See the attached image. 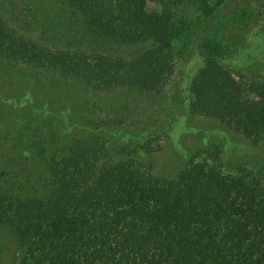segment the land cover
Listing matches in <instances>:
<instances>
[{
    "label": "trees",
    "instance_id": "obj_1",
    "mask_svg": "<svg viewBox=\"0 0 264 264\" xmlns=\"http://www.w3.org/2000/svg\"><path fill=\"white\" fill-rule=\"evenodd\" d=\"M60 1L96 43L154 46L130 56L51 46L17 27L0 0V64L91 92V125L102 130L143 124L164 102L179 46L223 0H200L194 20L167 8L177 0ZM201 51L205 66L189 89L192 111L263 143L264 79L227 68L226 48L215 41ZM7 144L43 162L35 186L0 152V229L14 232L23 249L14 264H264L262 157L226 165L223 144L214 140L177 177L157 176L139 157L145 145L131 150L128 143L119 159L118 147L99 133L65 143L36 138L23 114L0 106V146Z\"/></svg>",
    "mask_w": 264,
    "mask_h": 264
},
{
    "label": "rangeland",
    "instance_id": "obj_2",
    "mask_svg": "<svg viewBox=\"0 0 264 264\" xmlns=\"http://www.w3.org/2000/svg\"><path fill=\"white\" fill-rule=\"evenodd\" d=\"M3 1L17 27L51 46H82L128 56L154 46L153 42L139 46L96 43L60 0ZM219 1L210 3L214 6ZM166 6L178 17L194 20L201 14L200 0L167 1ZM208 40L226 48L222 63L227 68L245 78L264 79V0L221 2L186 46H179L183 52L166 98L143 124L96 130L91 121L97 98L91 92L79 86L58 85L27 68L4 64H0V106L23 114L31 135L36 138L50 137L51 141L61 139L65 143L75 136L99 133L118 147L119 159L125 156L128 143L131 150L145 145L139 157L153 163L157 176L177 177L190 156L214 140L223 144L221 158L226 165L234 159L264 158V142L252 144L220 121L192 111L189 89L205 66L201 47ZM0 152L35 186L40 185L43 162L34 151L14 149L7 144L0 146ZM22 251L15 233L0 229V264H14Z\"/></svg>",
    "mask_w": 264,
    "mask_h": 264
}]
</instances>
